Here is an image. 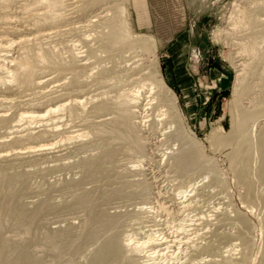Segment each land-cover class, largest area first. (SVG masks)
<instances>
[{"label": "rangeland", "instance_id": "rangeland-1", "mask_svg": "<svg viewBox=\"0 0 264 264\" xmlns=\"http://www.w3.org/2000/svg\"><path fill=\"white\" fill-rule=\"evenodd\" d=\"M60 1L62 3L53 9L45 0H0V120H6L0 128V173L7 171L29 174L27 184L34 189L27 197L23 196L22 201L26 203L25 206L34 210L39 209L42 201L49 197L64 204L71 201L76 194V189L65 190L60 187L45 193L39 188L47 183L56 185L59 183L58 185L62 186L69 181L80 182L83 189L91 191L94 199L98 200L104 192L121 190L123 195L104 201L101 205L107 212L121 213L125 216L126 222L122 225L121 238L126 239L128 233H135L134 238L143 237L145 236L143 232L148 231L150 225L154 224L152 228H157L160 236L165 235L168 243L152 251L158 250L163 260L167 257L168 264H193V260L199 264H231L227 259V257L230 259L231 255L227 254L224 257L228 262L219 256L220 254L212 255L197 251L201 249L198 245L202 238L208 234L207 240L209 237L215 238L217 232L228 235L229 238L223 240L222 247L234 240L237 228L233 220L234 213L231 216V212L235 210L234 207H241L233 193L234 182L230 180L233 183L230 194L226 189L220 194L224 198L219 195L221 199L213 197L211 202L207 195L200 192L201 195L196 194L197 197L196 195L188 197V203L181 202L183 198L180 191L184 189L189 177L182 180L174 171L171 173L165 161H160L162 153L173 141L167 135L178 124L173 123L175 114L172 105L164 103L157 90L153 94L145 90L139 111L141 116L145 115V119H151V122L155 118L159 119L163 109L168 113L163 124H157L158 127L153 126V129L152 125L149 126L150 122H147L143 130V135L148 138V148H151V144L152 148H155L154 160L144 157L140 159L134 152L133 145L127 144L122 146L112 170L97 180L87 177L83 162L99 154L103 148L102 143L112 142L110 135L105 136L106 138L94 136L92 125L94 122L112 119L114 115L96 117L97 114L93 113L94 106L102 101L113 100L114 95H128L135 92L137 87L150 84L154 72H158V78L163 80L167 87L165 96L176 95L185 127L194 133L204 149L212 154L209 133L218 123L226 130L230 129L234 89L242 68L240 64L250 60L241 46L249 40L250 30L240 26L236 30V20L232 18L236 15L240 0H104V4L103 0L98 1L99 4L98 2L90 4V0ZM121 7H125V12L118 9ZM262 13L259 17L264 20V12ZM55 15L58 16L56 19L53 18ZM111 18L114 19L113 22ZM125 18L135 32L134 39L140 35L152 39L149 50L121 48L117 52H112L102 48L108 41L110 29ZM40 51L54 53L68 65L67 68L60 69L61 65L54 62H37L27 69L33 84L30 86L20 84L16 79L19 62L25 55L35 57L41 53ZM147 87L150 88L152 85ZM62 104L66 106L58 109ZM243 104L248 105L249 101L245 100ZM52 108H56V111L51 112ZM36 111L39 114L47 112V115L35 120L24 117L25 114L32 112L38 114ZM222 165L227 177L230 178L229 164L224 162ZM145 182L151 186L147 191H142ZM203 200L207 203H203ZM234 202L235 204H231ZM184 203L186 205L190 203L189 207L191 205L192 207L181 208V205L184 207ZM146 206L155 207L153 221L145 218L142 213L141 208ZM215 206L228 209L231 217L225 218L223 210L221 213L217 212L219 215L217 218L214 217L212 209L216 208ZM52 210L47 209L48 215L44 216L42 223L33 226L36 229V236L29 248L47 264H67L66 261L71 256L68 251L56 256L43 250L44 232H52L56 227L64 229L76 227L80 231L83 221L90 214L81 207L73 210ZM209 216L214 219H210ZM156 217L158 221L155 220ZM143 219L145 224L142 223ZM180 219L185 222L184 225L179 222ZM215 221H218L217 225ZM183 226L191 230L183 234L181 232ZM39 227L43 230H38ZM210 227L213 228L212 232L209 230ZM221 228L223 229L220 230ZM13 231L7 229L4 235L12 236ZM199 233L201 235L197 237ZM192 236L197 240L193 239L189 243ZM173 241L170 249H167V244ZM197 241L199 243L196 245ZM178 248L181 251H178ZM190 252L194 254L191 255ZM130 254L135 258L138 256L139 262L143 261L139 253ZM206 257L210 258L207 262L203 259ZM72 258L74 264H82L86 260V254L77 253L72 255ZM199 259L202 260L201 263ZM179 260L182 263H179Z\"/></svg>", "mask_w": 264, "mask_h": 264}, {"label": "bare ground", "instance_id": "bare-ground-1", "mask_svg": "<svg viewBox=\"0 0 264 264\" xmlns=\"http://www.w3.org/2000/svg\"><path fill=\"white\" fill-rule=\"evenodd\" d=\"M98 1L102 2V0H90V4H92V2ZM45 2L48 3L53 9L57 8L62 3L60 0H45ZM84 2L86 3V1ZM239 3V5L237 4L238 7L236 15L232 16V18L236 20V30L238 26L250 30L249 40L247 42H244L243 45L241 44L243 51L247 52L246 55H249V58H247L250 60L249 62L246 61L240 64L242 68L240 73L238 74V81L234 89L235 95H233L234 99L232 102V117L230 118V129L226 130L221 123H218V125H214L211 133H209L210 135L208 138L210 140V151H212V154H209L207 150L204 149L200 141L195 137L194 133L190 132L188 128L185 127L184 117L178 107V99L176 95H170V97L165 96L167 87H165L164 81L158 78V72H154L155 74L151 76L150 84L139 86L136 88L135 92L129 93L128 95H114L113 100L102 101L94 106L93 113L97 114L96 117L114 115V118L112 119H105L100 122H94L92 125L94 136L105 137L110 135L112 142L102 143L103 148L100 153L94 155L90 159L84 160L83 165L87 177L93 180H97L112 170L113 165H115V163L117 162V156L119 155L122 146H126L127 144L133 145L134 152L139 155L138 157L140 159L143 157L149 160L155 159V148H152V144L151 148H148V138L143 135V130L147 125V122H150L149 126L152 125V128L153 126H157V124H163L164 120L167 118L166 116L168 113L167 110L163 109L162 113L159 115V119L155 118L151 122V119H145V115L141 116L139 111L141 100L144 96L143 94L145 90H149L152 94L153 92H155V90H157L158 95L162 97L163 102L167 105H172L175 114V121H173V123L178 124L176 125L177 127H174V129L173 126H171L173 129L172 131L168 130L171 133L167 136L173 139V141L171 145H169L168 148L165 149L166 151L162 153L161 156L163 157L160 159V161H165L170 167L171 173L172 171H174L179 178L182 177V180L185 179L184 177H189L187 182L185 180L187 184L184 186V189L180 191L183 198L181 202L188 203V197L200 194V192L204 195H207L206 197L209 200L211 199V202L216 198H224L223 195L220 194L224 193L223 191L225 189L228 193L232 192L230 190L232 189L233 183L230 182V180H233V193H235V196H237L239 200L238 202H240L241 205L240 208L234 207L235 210L231 212V216L232 213H234L233 220L235 223V227L237 228V230L235 231L236 234L234 235V240L231 238L233 241H230L227 246L222 247L223 240H227L229 238L228 235H226L225 233L217 232L215 238L213 237L212 239H210L211 237H209L207 240L209 234H205L207 237L204 235L205 237L202 238L203 240H201V243H199V241H197L196 243V245L199 243L200 245H198V248H201L197 252L210 253L212 255L220 254L219 256H221L222 258H224L227 254L231 255L230 259L227 257L230 262L226 258H224L225 261H228L231 264H264V20L259 17V15L264 12V0H240ZM118 9L121 10V12H125V7H121ZM261 15H263V13ZM57 17L58 16L55 15L53 18L56 19ZM116 25L117 26H114V28L110 29L111 32L108 35V41L102 45V48L112 52H117L121 50V48H142V50L146 49L145 51L149 50L152 39L145 36L140 37L141 35L139 37L137 36V38L134 39L135 32L131 29L128 19H121L119 20V24ZM247 34H249V32ZM41 61L54 62L57 65H61L60 69H66L68 66L66 63L61 61L54 53L48 54L45 52H41L35 57L31 55H25L19 62V71L16 75L17 81L20 84L29 86L32 85L33 80L29 77L27 69L34 66L37 62ZM148 85H152V87L148 88ZM159 96L157 97L158 100ZM75 100L77 101V99ZM245 100L249 101L248 105L243 104ZM163 102L161 101V103ZM64 106L66 105L62 104L58 109L64 108ZM133 108L136 109L134 110ZM74 109L75 108H70V110ZM50 111L55 112L56 108H52ZM36 113L38 112L36 111ZM42 114H35L32 112L31 114H25L24 117L32 120L42 119L44 115H47V112L46 114ZM135 119L137 120L135 121ZM5 122V119L0 120V128L2 127L1 125ZM224 162H227L229 164L230 172L228 173L230 174V178L227 177V173L223 168L222 164H224ZM28 175L29 174L26 172L9 173L7 171H2L0 173V264H47L46 261H44L41 257L35 256L30 251L29 246L32 242L35 241L36 236V229L33 226L37 223H42L44 216L48 215V211H46L47 209H53L52 211H54V209H57V211H62L63 209L73 210L76 207L84 208V210H87L90 214L88 218L83 221L81 230L79 231L78 229H76V227L66 229L62 227H56L54 230H52V232H44V242L42 244V248L44 251L53 253L56 256L68 251L71 256L69 259H67V264H74L72 255H75L77 253L86 254V260L82 264H168L169 259L167 257L163 260L162 258H160L158 250L152 251L154 248L161 247L165 243H168V239L167 237H165V235L163 237L160 236L159 230H156L157 228H152L154 224L150 225L148 231L143 232L142 230V232L145 233V236L140 237L141 239L134 238L135 233H128L126 235V239H123L120 237V232L121 230H123V223L126 222L125 216L120 213L121 211L118 212L120 214H114L102 209L103 207H101V205L104 201H108L110 199L123 195L121 190H116L114 192H104L101 199L98 200L94 199L91 191L83 189L80 182L69 181L62 186H59V183L57 185L47 183L39 188L45 193H50L57 187H60L65 190L76 189V194L73 196V199L71 201H67L64 204H60L59 202L54 201L49 197L44 200V202L42 201L41 204L38 203L40 204V208L34 210L25 206L26 203L24 204L22 201V197H27V195L32 193L34 189L27 184ZM143 184L144 185L142 191H147V189H149V187L151 186L147 182ZM219 195L221 197H219ZM195 197H197V195ZM202 202L207 203L206 200H203ZM213 202L216 203L215 200ZM231 204H235V202ZM189 206L190 203L187 205L184 203V207L183 205H181V208L186 209ZM212 206L214 207V204ZM233 206L234 205H231V207ZM153 207L154 206H146L141 208L145 218L152 220L154 214L156 213V210L154 211ZM221 210L225 211V218L231 217L229 210L226 208L223 209L222 206L212 209V211L215 213L214 217L217 218L219 216L217 212L221 213ZM179 212H181V209L179 210ZM202 216H204V214ZM190 217L188 219H190ZM214 217L212 218V216H209L210 219H214ZM204 219L206 220V218ZM138 220H140V218ZM155 220L158 221L159 219H157L156 217ZM144 221L145 220L143 219L142 223H144ZM179 222H182V220ZM194 222L196 224V221ZM216 222L218 221H215V223ZM183 223L185 222H182V224ZM210 224L213 225L211 222ZM217 224L218 223H216V225ZM202 226H200V228H202ZM193 227L195 228V226ZM7 229L14 230L12 236L4 235V231H6ZM39 229H41V231L43 230V228L41 227H39L38 230ZM182 229L180 230H182L181 232H183V234H186V231L191 230V228L186 229L185 226H183ZM211 229L213 228L210 227V232H212ZM222 229L223 228H221L220 230ZM176 232L180 233V231L177 230ZM200 235L201 234L199 233L197 237ZM230 237L232 236L230 235ZM175 239H181V237H177ZM193 239H196L195 236L194 238L193 236L192 238H189V243L190 241H193ZM179 241L181 242V240ZM202 241H204L205 243ZM187 242L188 241H185V243ZM173 243L174 241L169 243L170 245L167 244V247H165L167 249H170ZM178 246H180V244ZM193 248L195 247L193 246ZM179 250L180 249L178 248V251ZM130 252H133V254L134 252L135 254L139 253L143 261L141 260L142 262H139L138 256L137 258H135L134 256H132V254H130ZM163 254L161 253V255ZM190 254L193 255L194 253L190 252ZM173 256L174 258H176L175 255ZM203 259L205 262H207L210 258L208 259L206 257ZM180 260L179 263H182V261L180 262ZM186 261H188V259ZM194 261L195 260H193V264H199L195 263ZM201 261L202 260H200L199 262L201 263ZM215 262H217V260Z\"/></svg>", "mask_w": 264, "mask_h": 264}]
</instances>
